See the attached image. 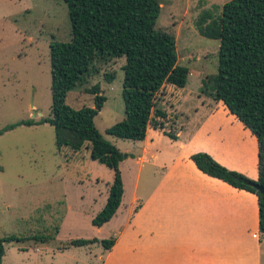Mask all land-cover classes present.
I'll return each instance as SVG.
<instances>
[{
	"label": "rangeland",
	"instance_id": "obj_1",
	"mask_svg": "<svg viewBox=\"0 0 264 264\" xmlns=\"http://www.w3.org/2000/svg\"><path fill=\"white\" fill-rule=\"evenodd\" d=\"M159 1L162 9L156 27L176 38L179 64L190 69L185 87L204 98L210 96L213 82L208 81L219 72L220 40L202 35L198 21L206 12L216 19L229 0ZM71 39L66 0H0V239H6L3 264H100L96 255L102 245L77 246L72 242L111 239L114 235L109 222L101 230L92 222L106 202L114 170L91 157L89 143L79 151L69 147L60 150L55 128L48 122L20 124L51 116V43ZM125 61L124 56L110 60L98 56L86 81L68 92L67 103L74 108L96 107V95L105 96L95 125L124 157L128 151L134 156L120 167L124 194H132L137 179L135 191L142 202L150 193L152 171L148 161L136 163L142 143L107 131L125 117ZM94 85H99L98 94L92 91ZM167 88L166 93L160 91V100L167 98ZM191 97L187 105L198 106L201 100ZM9 125L15 127L5 130ZM155 177L159 174L154 173Z\"/></svg>",
	"mask_w": 264,
	"mask_h": 264
},
{
	"label": "trees",
	"instance_id": "obj_2",
	"mask_svg": "<svg viewBox=\"0 0 264 264\" xmlns=\"http://www.w3.org/2000/svg\"><path fill=\"white\" fill-rule=\"evenodd\" d=\"M66 1L72 39L51 43V116L39 121L24 120L20 124L48 122L55 128L60 150L69 147L79 151L89 143L91 157L114 170L107 201L92 219L94 225L101 227L114 217L123 199L120 162L124 154L95 125V116L106 99L98 94L99 85L92 88L93 93L98 94L97 108L72 107L67 103L68 92L86 81L98 56L105 60L124 56L125 117L107 131L118 138L144 140L150 126L164 127L156 120V117L167 115L158 107L163 86L170 83L185 87L190 69L179 64L175 36L156 27L162 9L159 0ZM208 19H211L209 23ZM198 28L202 35L220 40L219 72L208 81L213 82L209 95L223 101L257 137L259 178L254 180L229 169L207 152H196L191 159L208 175L258 196L259 229L264 235V193L253 185L257 183L264 187V0H229L216 19L212 18L211 12L204 13ZM14 127L9 125L5 130ZM167 133L176 138L172 130ZM5 240L0 239V264L5 255ZM97 241V238L76 239L72 244L82 246ZM101 242L105 248H110L115 238Z\"/></svg>",
	"mask_w": 264,
	"mask_h": 264
},
{
	"label": "crops",
	"instance_id": "obj_3",
	"mask_svg": "<svg viewBox=\"0 0 264 264\" xmlns=\"http://www.w3.org/2000/svg\"><path fill=\"white\" fill-rule=\"evenodd\" d=\"M166 86L167 98L158 96V107L167 115L156 117L164 127H149L136 157L137 164H151L150 193L140 202L136 179L132 194H123L107 222L115 243L110 248L103 239L90 243L103 246L96 257L100 264H263L258 196L208 175L191 159L207 152L257 180V137L223 101L170 83L161 92ZM189 96L201 100L198 106L187 105ZM170 130L176 138L168 135ZM130 153L120 167L134 158ZM154 173L159 177L152 178Z\"/></svg>",
	"mask_w": 264,
	"mask_h": 264
},
{
	"label": "water",
	"instance_id": "obj_4",
	"mask_svg": "<svg viewBox=\"0 0 264 264\" xmlns=\"http://www.w3.org/2000/svg\"><path fill=\"white\" fill-rule=\"evenodd\" d=\"M99 108V107H98ZM126 156V155H125ZM253 185L258 189L260 190L262 193H264V187L261 186L260 184H257V183H253Z\"/></svg>",
	"mask_w": 264,
	"mask_h": 264
}]
</instances>
